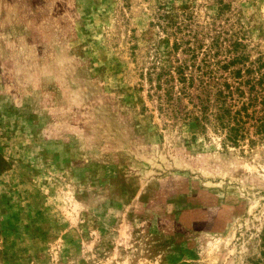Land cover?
<instances>
[{
    "label": "rangeland",
    "instance_id": "374dc122",
    "mask_svg": "<svg viewBox=\"0 0 264 264\" xmlns=\"http://www.w3.org/2000/svg\"><path fill=\"white\" fill-rule=\"evenodd\" d=\"M192 37L256 69L264 0H0V264H264V135L157 88Z\"/></svg>",
    "mask_w": 264,
    "mask_h": 264
},
{
    "label": "trees",
    "instance_id": "16d2710c",
    "mask_svg": "<svg viewBox=\"0 0 264 264\" xmlns=\"http://www.w3.org/2000/svg\"><path fill=\"white\" fill-rule=\"evenodd\" d=\"M191 39L193 45L184 49L187 62L169 66L166 72L162 69L156 75L157 88L160 89V82L165 85L163 95L166 104L172 106L184 99L190 105V111L183 115L186 120L202 124L213 121L214 130L222 135L225 143L232 146L244 139L253 142L248 139L251 135L263 136L264 74L259 71L264 63H258L256 69L234 68L236 64L243 65L247 57L240 52L243 46L240 42L226 39L223 41L227 42L226 59L209 61L212 64L205 60L201 65L195 64L199 47L195 38ZM177 41L174 42L175 48L180 45ZM219 45L218 39L212 38L209 50H219ZM219 70L226 72L232 84L226 82L225 76H217ZM173 82L177 83L178 88L172 92ZM262 247L264 249V240Z\"/></svg>",
    "mask_w": 264,
    "mask_h": 264
}]
</instances>
